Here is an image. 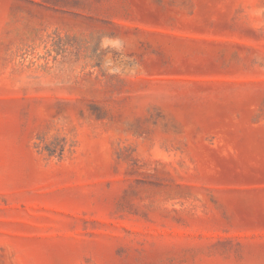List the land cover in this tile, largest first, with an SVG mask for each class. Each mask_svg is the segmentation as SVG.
Segmentation results:
<instances>
[{
	"label": "rangeland",
	"instance_id": "1",
	"mask_svg": "<svg viewBox=\"0 0 264 264\" xmlns=\"http://www.w3.org/2000/svg\"><path fill=\"white\" fill-rule=\"evenodd\" d=\"M0 264H264V0H0Z\"/></svg>",
	"mask_w": 264,
	"mask_h": 264
}]
</instances>
